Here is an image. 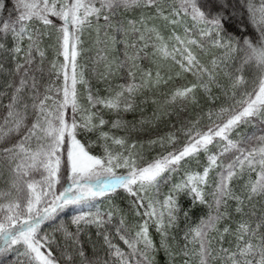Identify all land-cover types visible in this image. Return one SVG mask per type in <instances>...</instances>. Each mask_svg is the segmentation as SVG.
I'll list each match as a JSON object with an SVG mask.
<instances>
[{
	"label": "snow or ice",
	"instance_id": "obj_1",
	"mask_svg": "<svg viewBox=\"0 0 264 264\" xmlns=\"http://www.w3.org/2000/svg\"><path fill=\"white\" fill-rule=\"evenodd\" d=\"M0 264H264V0H0Z\"/></svg>",
	"mask_w": 264,
	"mask_h": 264
},
{
	"label": "trees",
	"instance_id": "obj_2",
	"mask_svg": "<svg viewBox=\"0 0 264 264\" xmlns=\"http://www.w3.org/2000/svg\"><path fill=\"white\" fill-rule=\"evenodd\" d=\"M164 131H167V128L164 125H161L159 129L160 134H163ZM200 214L201 213L198 212L196 215L193 216V219H197Z\"/></svg>",
	"mask_w": 264,
	"mask_h": 264
}]
</instances>
